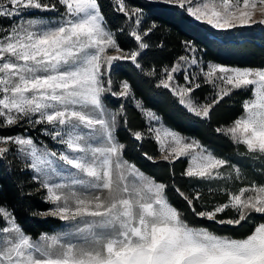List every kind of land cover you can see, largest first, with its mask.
Instances as JSON below:
<instances>
[{"label":"snow or ice","instance_id":"obj_1","mask_svg":"<svg viewBox=\"0 0 264 264\" xmlns=\"http://www.w3.org/2000/svg\"><path fill=\"white\" fill-rule=\"evenodd\" d=\"M58 2L65 10L57 17L32 18L28 14L34 11L59 9L45 0H0V18H21L9 28H0L6 33L0 37V127L25 120L32 127L44 126V134L63 150L38 146L27 136H0V160L7 161L10 146L15 145L24 168L39 183L37 190L43 189L44 201L52 205L32 215L56 217L68 227L33 239L15 215L0 206L5 225L0 228V264H264V222L253 221V214L264 217V183L252 181L232 191L229 183L246 179L241 168L165 126L136 98L127 80L113 79L119 61H131L144 75L157 76L154 67L146 70L138 59L150 48L145 37L156 25L142 30L143 9L115 0L117 10L134 23L130 35L137 47L125 52L107 27L98 0ZM156 2L177 7L215 30L264 26V0ZM184 46L197 51L191 41H184ZM189 66H197L199 74L189 73ZM206 68L195 56H180L161 70L156 87L168 90L187 112L203 120L211 119L225 97L250 91L251 97L242 104L243 114L215 131L242 145L241 155L259 161L264 173V67L209 63ZM178 73H183L184 84L177 81ZM200 76L214 89L210 102L200 103L193 96L201 87ZM114 83L118 91L113 90ZM107 94L131 99L148 120L147 133L131 132L136 141L153 136L164 161L171 164L187 158L181 175L205 184L209 195L227 196L226 202L209 208L202 191L187 193L175 187L195 216L220 225L254 224L251 234L234 238L191 226L170 203L169 186L125 159V145L116 136L119 118L126 122L124 108L109 110ZM198 205L203 210L197 211ZM228 211L234 216L224 218Z\"/></svg>","mask_w":264,"mask_h":264},{"label":"trees","instance_id":"obj_2","mask_svg":"<svg viewBox=\"0 0 264 264\" xmlns=\"http://www.w3.org/2000/svg\"><path fill=\"white\" fill-rule=\"evenodd\" d=\"M101 12L104 15L107 27L116 34V40L121 49L130 52L137 47L134 38L130 35L134 23L129 21L123 13L117 10L115 0H98ZM130 7H140L144 11V19L140 25L146 30L153 23L156 28L145 37L150 48L138 57L142 66L147 70L155 68L157 76L149 77L137 69L131 61H119L114 65V81L127 80L135 92L136 98L142 100L146 109L157 113L162 122L177 130L186 138L197 139L204 145L215 149L218 153L236 156L242 145L237 146L222 133H217V127L229 126L243 114V101L251 97V93L236 91L230 97H225L212 111L210 120H203L187 112L168 90L157 88L159 74L164 67H171L180 56H195L205 67L210 62L234 67H264V26L239 27L228 31L211 28L206 23L198 22L185 14L177 7L157 3L156 0H125ZM37 15L39 12H32ZM42 15H47L45 12ZM0 23L8 28L12 19L3 18ZM184 41H191L197 48L195 53L189 52ZM188 72L199 74L197 66H189ZM180 84H184L183 73L176 74ZM201 87L193 96L200 102H210L214 97V89L205 84L203 77L198 81ZM113 90L118 91L116 83ZM105 105L111 111L119 110L123 105L126 122L119 118L116 127V136L120 143L125 145L124 157L134 163L140 170L154 178L157 182L168 185L167 196L170 203L180 210L183 217L191 226L208 228L218 235H230L234 238H243L251 234L254 224L241 226L220 225L206 219L198 218L189 206L175 192L179 187L182 191L191 193L193 189L204 193L203 200L210 208L213 204L224 203L227 196L224 194L209 195L205 184L181 175L188 166L187 158L181 157L174 163L164 161L159 145L155 138L147 135L144 140L136 141L131 132L147 133L148 124L145 116L135 106L131 99L105 96ZM2 124V123H0ZM38 128L19 123L11 127H0V136L24 135L30 136L39 142ZM153 157V160L145 156ZM242 161V160H240ZM39 189L38 181L33 179L32 171L25 169L22 159L15 148H10L8 160H0V206L9 209L16 217V221L23 230L33 239L42 233L53 232L65 221L51 216H34L33 212H45L52 205L44 201L45 191ZM203 210L199 205L197 211ZM224 215V214H221ZM234 216L231 211L224 218ZM254 222H264V217L253 214ZM243 223V222H242Z\"/></svg>","mask_w":264,"mask_h":264},{"label":"rangeland","instance_id":"obj_3","mask_svg":"<svg viewBox=\"0 0 264 264\" xmlns=\"http://www.w3.org/2000/svg\"><path fill=\"white\" fill-rule=\"evenodd\" d=\"M45 2L49 3V4H56V7L57 9H59V12H56V11H50V12H45V14L47 15H42L43 12L41 11H34V12H39V14L37 15H29V14H33V13H29L28 15L32 18H40V17H43V18H54V17H57L59 15V13H62L65 9L62 5L59 4L58 0H45ZM261 15L259 13V10H257V15L255 17V19L259 20L261 19ZM3 19V18H0V20ZM21 18L20 17H15L12 19V23L10 24L13 25L15 22H17L18 20H20ZM9 26V27H10ZM8 27V28H9ZM0 28H5V26H3L2 23H0ZM4 35H6V33H4L3 31H0V37H3ZM127 52V51H125ZM109 54H112V55H116L118 53H115L113 52L112 50H109ZM210 63H213V62H210ZM230 67H234V66H230ZM242 68V67H241ZM207 70V68H206ZM177 79V78H176ZM178 81V79H177ZM146 119V118H145ZM146 122L148 124V128H149V122L148 120L146 119ZM0 123H2V119H0ZM20 123H24L28 126H30L31 128H38V134H40V136L38 137L39 138V142L35 141L32 137V139L38 144V146H41L43 147L44 145H46L48 148L52 149V150H63V146L62 145H59L57 144L55 141H53L51 139L50 136H47L44 134V126H41V125H37L35 127H32L31 125H29L27 123V121H21ZM155 123V122H153ZM163 123V122H162ZM164 124V123H163ZM165 126H167L168 128L172 129V130H175L173 129L172 127H169L168 125L164 124ZM177 131V130H175ZM178 132V131H177ZM180 133V132H179ZM181 134V133H180ZM13 136H17V135H13ZM24 136V135H22ZM27 137H30V136H27ZM193 139V138H192ZM194 140H197V139H194ZM199 141V140H197ZM202 145H204L201 141H199ZM207 149H209L210 151H212L216 156L220 157V158H225L227 160L230 161V164L232 165H235L239 168H241L242 172L244 173V176L246 177L245 180L243 181H235V182H232V183H229L227 185V187H229L232 191H236L238 190L240 187H244L246 185H248L250 182L252 181H255L256 183L260 184V183H264V173H261L260 171V167H261V164L259 161H253L250 159V157H247V156H243L241 155V153H244L245 152V149L243 150H240L239 154L236 156V158L238 160H234L233 157L231 156H225V155H222L220 153H218L215 149L209 147V146H206L204 145ZM10 148H15L16 149V146L15 145H11ZM17 150V149H16ZM18 153V151H17ZM18 155L20 156V158L22 159V162L23 164L25 163V160L24 158L21 156V154L18 153ZM160 156H162L160 154ZM126 159V158H125ZM242 160V161H240ZM132 163V162H131ZM142 171V170H141ZM143 172V171H142ZM33 173V172H32ZM145 173V172H144ZM146 174V173H145ZM34 175V173H33ZM148 175V174H146ZM150 176V175H148ZM151 177V176H150ZM216 185H213V187H215ZM204 187L207 188V186L205 185ZM52 207V206H51ZM4 223L3 221H0V228L4 227ZM68 227V224L67 222H64L63 225H61L60 227H58L57 229H55V231L53 232H47L48 234H52V233H55V232H58V231H62V230H66Z\"/></svg>","mask_w":264,"mask_h":264}]
</instances>
